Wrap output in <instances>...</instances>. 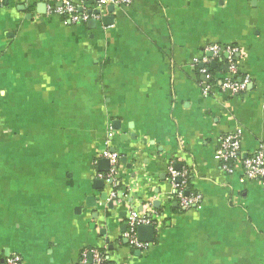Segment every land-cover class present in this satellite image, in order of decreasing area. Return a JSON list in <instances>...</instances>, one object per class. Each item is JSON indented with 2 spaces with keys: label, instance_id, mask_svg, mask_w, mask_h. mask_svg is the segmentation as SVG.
Masks as SVG:
<instances>
[{
  "label": "crops",
  "instance_id": "0c3cea01",
  "mask_svg": "<svg viewBox=\"0 0 264 264\" xmlns=\"http://www.w3.org/2000/svg\"><path fill=\"white\" fill-rule=\"evenodd\" d=\"M62 1L0 2V264L90 249L105 264H264V187L215 159L237 130L244 156L264 147V0H89L97 18L79 23L47 14ZM209 44L239 47L244 93L202 94L190 64ZM109 133L113 183L98 170ZM169 167L197 208L173 211ZM129 210L154 222L146 250L124 237Z\"/></svg>",
  "mask_w": 264,
  "mask_h": 264
},
{
  "label": "built area",
  "instance_id": "2783aa9c",
  "mask_svg": "<svg viewBox=\"0 0 264 264\" xmlns=\"http://www.w3.org/2000/svg\"><path fill=\"white\" fill-rule=\"evenodd\" d=\"M88 1L77 0L74 2L72 0H63L57 6H48L46 12L49 15L66 17L72 23L86 22L97 18L91 11H87V9L92 7H90ZM94 2V6L102 8L107 5L115 7L129 6L132 0H94ZM239 55L240 49L237 46L209 44L204 47L203 54L199 58L192 60L190 67L197 70L205 78V82L202 84V94L204 96L213 94L216 89L229 96H237L244 93L250 80L248 76L240 75L238 67ZM217 59L224 61L227 71L223 78H217L216 83L213 82L214 76L210 72L209 67ZM240 135L241 131L237 130L220 137L215 151V159L220 163L221 169L227 174H233L234 169L239 167L243 172L244 179L257 181L264 187V147L260 145L254 153L244 156L240 149ZM111 136V133H109L106 141L108 147L103 150L102 157L107 159L110 164V169L103 175V179L106 182L111 181L113 183L118 157L109 148ZM168 176L172 187L177 191L175 196L177 205L183 210L197 208L200 204V197L198 195L185 194L184 175L169 167ZM178 178H180L179 183L176 182ZM117 196V192L112 191L109 200L116 201ZM153 223L152 220L137 211L129 210L126 220V231L124 232V237L128 244L137 250H146L148 243L138 240L137 227L140 225H153ZM1 264H21V259L16 255H12L7 257ZM80 264H105L104 254L95 249L85 250L80 255Z\"/></svg>",
  "mask_w": 264,
  "mask_h": 264
},
{
  "label": "water",
  "instance_id": "95a60500",
  "mask_svg": "<svg viewBox=\"0 0 264 264\" xmlns=\"http://www.w3.org/2000/svg\"><path fill=\"white\" fill-rule=\"evenodd\" d=\"M88 26L89 27H94L95 26V22L92 20V21H89L88 23ZM109 162L108 160H100L99 161V171H107L109 170ZM102 181L103 180H99V181H96L95 183L99 185L100 188H102L101 184H102ZM111 183V181H109ZM176 182H180V179L178 178L176 180ZM103 197V195H102ZM105 198V196L103 197V199ZM137 236H138V240L141 241V242H144V243H151L153 242L154 240V226H152L151 224L149 225H140L137 227Z\"/></svg>",
  "mask_w": 264,
  "mask_h": 264
},
{
  "label": "trees",
  "instance_id": "16d2710c",
  "mask_svg": "<svg viewBox=\"0 0 264 264\" xmlns=\"http://www.w3.org/2000/svg\"><path fill=\"white\" fill-rule=\"evenodd\" d=\"M209 70H210V72L212 73V75L214 76V78H213V82H216V83H217V78H216V71H218L217 68L213 67V65L211 64L210 67H209ZM175 201H176V200H175ZM176 205H177V204H176ZM180 209H181V208H179V206L177 205V207L173 208V211H174V212H178ZM105 263H106V261H105Z\"/></svg>",
  "mask_w": 264,
  "mask_h": 264
}]
</instances>
